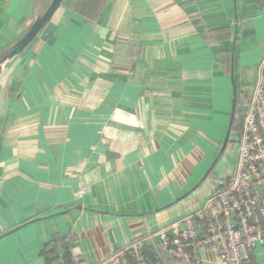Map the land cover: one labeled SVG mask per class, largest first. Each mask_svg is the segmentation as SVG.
<instances>
[{
	"label": "crops",
	"instance_id": "crops-1",
	"mask_svg": "<svg viewBox=\"0 0 264 264\" xmlns=\"http://www.w3.org/2000/svg\"><path fill=\"white\" fill-rule=\"evenodd\" d=\"M52 1L0 0V264H49L57 238L101 264L203 209L237 173L233 80L237 114L264 57L257 0H64L12 55Z\"/></svg>",
	"mask_w": 264,
	"mask_h": 264
},
{
	"label": "built area",
	"instance_id": "built-area-1",
	"mask_svg": "<svg viewBox=\"0 0 264 264\" xmlns=\"http://www.w3.org/2000/svg\"><path fill=\"white\" fill-rule=\"evenodd\" d=\"M264 15V0H261ZM264 57L259 64L254 92L242 122L236 176L219 179L218 190L203 209L178 224L137 239L101 264H162L146 251V243L161 240L175 264H200L199 251L210 249L221 264H255L251 253L264 243ZM68 256V259L66 257ZM82 251L59 249L54 264H85Z\"/></svg>",
	"mask_w": 264,
	"mask_h": 264
},
{
	"label": "water",
	"instance_id": "water-1",
	"mask_svg": "<svg viewBox=\"0 0 264 264\" xmlns=\"http://www.w3.org/2000/svg\"><path fill=\"white\" fill-rule=\"evenodd\" d=\"M63 2H64V0H53L52 1L48 10L35 22L31 31L19 43L17 48L13 51L12 55L25 50L30 44L33 43V41L40 35V33L43 31V29L46 27V25L51 21L54 14L61 7ZM233 87H234V99H233L234 101H233L232 117H231L230 127H229V130H228V133H227V136L225 139V143H224L225 146L227 145V143L229 141L231 131H232V126H233L235 118H236L237 87H236L234 80H233Z\"/></svg>",
	"mask_w": 264,
	"mask_h": 264
},
{
	"label": "trees",
	"instance_id": "trees-1",
	"mask_svg": "<svg viewBox=\"0 0 264 264\" xmlns=\"http://www.w3.org/2000/svg\"><path fill=\"white\" fill-rule=\"evenodd\" d=\"M89 2L97 3V0H89ZM257 2L260 3L261 0H257ZM239 102H240V95L238 96V103ZM244 117H245V110H243V107L237 108L236 121L232 127L233 131L242 130V122ZM71 241L73 240H71L70 238H64V239L57 238L51 244H49L45 250V255L48 263L54 264L55 262H57L59 258V249H64L65 251L68 252L73 247L70 245ZM66 259H68V256L66 257Z\"/></svg>",
	"mask_w": 264,
	"mask_h": 264
}]
</instances>
